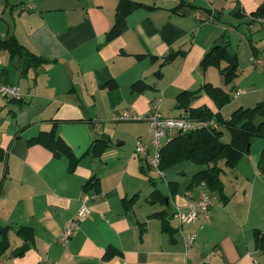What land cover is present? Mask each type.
Here are the masks:
<instances>
[{"label": "crops", "instance_id": "0c3cea01", "mask_svg": "<svg viewBox=\"0 0 264 264\" xmlns=\"http://www.w3.org/2000/svg\"><path fill=\"white\" fill-rule=\"evenodd\" d=\"M118 1L0 0V38L13 35L50 60L20 74L19 62L0 50V71L7 70L0 83L16 84L22 93L20 100L0 96V223L10 228L0 264H264V241L257 240L264 237V178L251 157V165L243 156L235 168L219 162L224 197L213 193L208 220L177 227L175 210L188 211L189 196L197 193V186L188 188L192 175L185 187L173 181L167 192L157 188L135 154V140L149 139L146 122L112 120L122 111L146 116L158 102L163 116H186L176 102L179 92L207 82L224 88L211 82L200 61L216 42L230 43L238 33L234 22L249 29L263 23L251 13L264 0H132L152 8L133 10L120 34L105 42ZM108 81L117 86H103ZM138 81L149 87L132 92ZM202 106L218 111L203 92L190 103ZM53 125L78 159L72 171L66 156L27 143ZM103 136L110 146L99 157L89 155L91 142ZM91 178L96 185L85 189ZM154 189L167 198L151 200ZM83 195L93 196L86 202L90 214L63 244L59 236ZM20 226L32 228L33 242L17 257ZM191 231L196 237L187 248L184 235ZM107 251L113 255L105 258Z\"/></svg>", "mask_w": 264, "mask_h": 264}, {"label": "trees", "instance_id": "16d2710c", "mask_svg": "<svg viewBox=\"0 0 264 264\" xmlns=\"http://www.w3.org/2000/svg\"><path fill=\"white\" fill-rule=\"evenodd\" d=\"M182 2L173 9L177 10ZM152 8L141 2L132 0H119L115 9L114 22L105 34V42L111 41L120 34L125 25L127 16L137 8ZM253 20H264V1L251 13ZM228 42L222 40L216 42L202 57L200 67L205 70L209 65L216 67L225 77V82L229 83L238 75V65L236 54L231 52ZM253 48V47H252ZM254 52H256L255 48ZM0 50L8 52L9 57L13 61L19 62L21 65L20 74H24L30 68L40 67L50 60L42 55L35 54L23 46L13 35L0 38ZM176 53H170L165 56L161 64L170 62ZM7 70L0 71L4 75ZM161 75L160 71H157ZM108 88H115L117 85L113 81L103 84ZM149 87L145 82H134L130 88L132 92H143ZM203 92L208 95L217 107V112H212L207 106L199 108H191L190 103L199 94ZM20 100V99H18ZM230 100L229 92L224 88L204 83L194 90H184L177 94L176 102L180 108L186 111L189 118H199L203 120L214 119L215 127H205L194 129L187 132L175 133L169 141L161 149L160 169L168 166L176 165L183 161H192L200 168L192 174L188 188L197 186L201 182L205 184V188L216 193L221 199L223 195V183L220 178L222 167L219 162L223 161L227 168H235L241 158L249 155L251 144L255 138L264 139V100L258 102L253 107H237L232 111L228 119H224L219 109L226 105ZM224 131L229 134V140L224 141ZM29 145L41 144L50 150L54 156H66L69 160V170L72 171L76 166L78 159L74 156L71 147L56 133L55 126L49 131H41L35 137L27 140ZM111 141L108 136H103L93 140L89 146L88 154L99 157L110 146ZM256 167L259 174L264 178V145L260 149L256 161ZM97 178H91L86 181L84 188L89 189L96 185ZM165 200L167 197L162 196L158 189H154L150 193V199L158 198ZM158 216L162 220L163 229L166 227V216L164 212H159ZM9 226L0 223V256L9 247L8 231ZM16 234L22 239L23 244L12 252V256H22L25 250L33 242V231L29 226H20L17 228ZM258 234V233H257ZM258 240L259 246H263L264 237ZM113 253L107 251L105 258Z\"/></svg>", "mask_w": 264, "mask_h": 264}, {"label": "built area", "instance_id": "2783aa9c", "mask_svg": "<svg viewBox=\"0 0 264 264\" xmlns=\"http://www.w3.org/2000/svg\"><path fill=\"white\" fill-rule=\"evenodd\" d=\"M250 60L259 68H264V58L251 57ZM240 92H235L232 96L236 97ZM0 96L11 100L21 99L22 93L16 84L0 83ZM159 102L152 106L150 112L146 116H142L128 111H122L114 114L112 120L116 122L125 121H144L148 126L149 141L143 143L137 139L135 145V154L142 159L143 163L152 168L157 175L163 176L160 169L161 149L166 142L177 132H187L194 129L205 127H215L214 119L203 120L199 118H189L188 116L166 117L161 114ZM93 196L83 195L80 199V206L76 213L69 219L64 230L59 236L58 241L67 243L78 231L80 224L90 214L89 207L86 202ZM216 197L213 193L205 188V184L201 182L197 185L196 196H189L188 211L177 208L174 217L180 225L194 224L203 217L208 220L210 217V209L215 204ZM196 232L191 231L184 235L186 247L188 248L195 240ZM218 252V250L216 251ZM219 253V252H218Z\"/></svg>", "mask_w": 264, "mask_h": 264}, {"label": "rangeland", "instance_id": "374dc122", "mask_svg": "<svg viewBox=\"0 0 264 264\" xmlns=\"http://www.w3.org/2000/svg\"><path fill=\"white\" fill-rule=\"evenodd\" d=\"M233 22V20H229ZM235 27L238 28V33L235 34V37L230 38V43H228L229 50L236 53L237 59V69L238 75L229 83L225 82V77L220 71L209 65L206 69L207 75L212 78L211 82L216 85L223 86L230 95L229 102L224 105L221 109V113L225 118H229L232 111L239 105H243V108L253 107L258 102L264 100V68L257 67L251 60V57L254 58H264V20L261 24H256L249 29L247 23L237 24L234 22ZM241 33H244L246 37H242ZM255 48L256 52H254ZM205 69V70H206ZM206 73V72H205ZM235 92H240L236 97L232 96ZM5 98V97H2ZM141 125V124H140ZM119 126L123 127L121 130H127V125L121 123ZM148 128V126H147ZM121 131L115 132L112 136V140H116V135ZM134 139V138H133ZM224 141L229 140V134L227 131H224L223 136ZM142 141V140H141ZM149 141V139H148ZM147 141V142H148ZM137 139L135 140L136 145ZM143 143H147L142 141ZM133 144V143H132ZM134 145V146H135ZM264 145V139L255 138L251 144L250 156H244V160L248 162V165H251L249 157L253 162L257 161L255 158L256 154H259L260 149ZM137 156V155H136ZM138 157V156H137ZM139 158V157H138ZM250 163V164H249ZM145 164V163H144ZM146 169L150 172L151 177L155 178V185L157 188H163L166 191V186L169 182L174 183L173 181H178L182 183V186L185 187L189 181L190 176L193 172L198 170L200 167L197 166L192 161H183L177 163L176 165L168 166L162 170L164 174L162 177L157 175V173L147 164H145ZM184 171L185 174H182L181 171ZM217 202V201H216ZM178 227V221H174Z\"/></svg>", "mask_w": 264, "mask_h": 264}]
</instances>
